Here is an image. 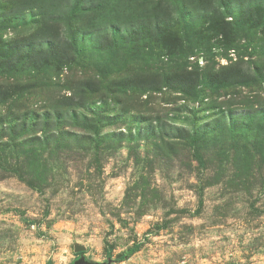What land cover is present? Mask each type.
Instances as JSON below:
<instances>
[{
    "label": "rangeland",
    "instance_id": "1",
    "mask_svg": "<svg viewBox=\"0 0 264 264\" xmlns=\"http://www.w3.org/2000/svg\"><path fill=\"white\" fill-rule=\"evenodd\" d=\"M82 1L0 0V264H264V0Z\"/></svg>",
    "mask_w": 264,
    "mask_h": 264
},
{
    "label": "trees",
    "instance_id": "2",
    "mask_svg": "<svg viewBox=\"0 0 264 264\" xmlns=\"http://www.w3.org/2000/svg\"><path fill=\"white\" fill-rule=\"evenodd\" d=\"M32 1H35V0H32ZM82 3L83 1L82 0H73L72 3L70 4H65L63 10H66V11H71V12H75L76 10H78L80 8V6H82ZM100 7H103L104 8V4L101 3V5H99ZM93 7L90 6V9H92ZM99 8V7H98ZM98 10H102L101 8H99ZM1 116V114H0ZM3 132V127L1 126L0 127V133Z\"/></svg>",
    "mask_w": 264,
    "mask_h": 264
},
{
    "label": "water",
    "instance_id": "3",
    "mask_svg": "<svg viewBox=\"0 0 264 264\" xmlns=\"http://www.w3.org/2000/svg\"><path fill=\"white\" fill-rule=\"evenodd\" d=\"M83 250L84 248L81 245H78L76 247L77 252H82ZM110 263H111V260H109L107 263H97V264H110ZM74 264H88V263L86 262L84 258L80 257Z\"/></svg>",
    "mask_w": 264,
    "mask_h": 264
}]
</instances>
